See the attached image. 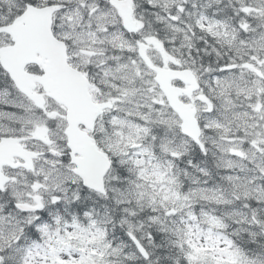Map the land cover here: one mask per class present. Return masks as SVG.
I'll return each instance as SVG.
<instances>
[{
    "label": "snow or ice",
    "instance_id": "6c2138e0",
    "mask_svg": "<svg viewBox=\"0 0 264 264\" xmlns=\"http://www.w3.org/2000/svg\"><path fill=\"white\" fill-rule=\"evenodd\" d=\"M0 264H264V0H0Z\"/></svg>",
    "mask_w": 264,
    "mask_h": 264
}]
</instances>
